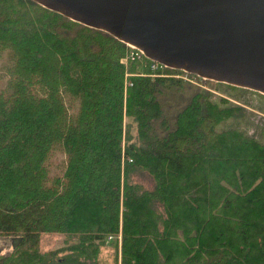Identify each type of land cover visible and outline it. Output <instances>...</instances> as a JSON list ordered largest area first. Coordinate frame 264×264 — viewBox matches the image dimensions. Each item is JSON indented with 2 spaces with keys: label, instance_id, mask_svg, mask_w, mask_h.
<instances>
[{
  "label": "trees",
  "instance_id": "16d2710c",
  "mask_svg": "<svg viewBox=\"0 0 264 264\" xmlns=\"http://www.w3.org/2000/svg\"><path fill=\"white\" fill-rule=\"evenodd\" d=\"M125 50L0 0V264H264V94Z\"/></svg>",
  "mask_w": 264,
  "mask_h": 264
},
{
  "label": "water",
  "instance_id": "95a60500",
  "mask_svg": "<svg viewBox=\"0 0 264 264\" xmlns=\"http://www.w3.org/2000/svg\"><path fill=\"white\" fill-rule=\"evenodd\" d=\"M33 1L165 67L264 94V0Z\"/></svg>",
  "mask_w": 264,
  "mask_h": 264
},
{
  "label": "rangeland",
  "instance_id": "374dc122",
  "mask_svg": "<svg viewBox=\"0 0 264 264\" xmlns=\"http://www.w3.org/2000/svg\"><path fill=\"white\" fill-rule=\"evenodd\" d=\"M3 61H4V55L2 54L0 55V65L3 63ZM61 159H63V154L57 152L54 158L52 159V169L56 168V164ZM134 179L141 182L147 188L152 186V180L145 172L144 173L138 172L137 174L134 175ZM61 240H62V236L58 233L41 232L38 244L41 249H50L59 246L61 244ZM11 250H13L11 249V237L0 236V257L10 252Z\"/></svg>",
  "mask_w": 264,
  "mask_h": 264
},
{
  "label": "built area",
  "instance_id": "2783aa9c",
  "mask_svg": "<svg viewBox=\"0 0 264 264\" xmlns=\"http://www.w3.org/2000/svg\"><path fill=\"white\" fill-rule=\"evenodd\" d=\"M126 45V50H125V54L123 57H121L120 61L124 64H126L128 61H132V60H136V61H140V62H143L144 61V54H143V51L137 47H135L134 45L132 44H127L125 43ZM148 66H149V69L153 72H161V73H152V75H155V74H163L162 73V70L164 69V65L157 62V61H154V60H150L148 62ZM128 75L127 73L125 74V76ZM176 75V74H175ZM186 80H189L191 82H194V83H199L200 80L196 78V76L194 74H189V73H182L180 75H178ZM125 84L126 85H130L131 83L125 79ZM111 236H108V239H110Z\"/></svg>",
  "mask_w": 264,
  "mask_h": 264
}]
</instances>
